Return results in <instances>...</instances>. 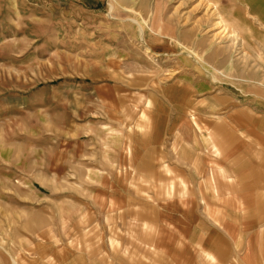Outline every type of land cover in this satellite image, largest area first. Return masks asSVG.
Wrapping results in <instances>:
<instances>
[{"label":"rangeland","instance_id":"obj_1","mask_svg":"<svg viewBox=\"0 0 264 264\" xmlns=\"http://www.w3.org/2000/svg\"><path fill=\"white\" fill-rule=\"evenodd\" d=\"M188 142L264 264V0H0V264H153Z\"/></svg>","mask_w":264,"mask_h":264},{"label":"crops","instance_id":"obj_2","mask_svg":"<svg viewBox=\"0 0 264 264\" xmlns=\"http://www.w3.org/2000/svg\"><path fill=\"white\" fill-rule=\"evenodd\" d=\"M193 143L184 144L182 156H175L181 162L174 160L172 167L188 188L169 192L165 204H152L155 215L141 216L151 233L136 230L141 245L136 243L135 250H151L153 264H249L255 250L249 243L247 250H239L238 158H210ZM215 168L224 172L225 181L213 180Z\"/></svg>","mask_w":264,"mask_h":264}]
</instances>
